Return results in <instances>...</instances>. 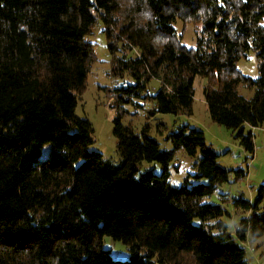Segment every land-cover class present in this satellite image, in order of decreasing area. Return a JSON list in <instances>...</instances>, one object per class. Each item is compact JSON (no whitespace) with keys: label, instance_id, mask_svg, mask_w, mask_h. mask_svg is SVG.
Instances as JSON below:
<instances>
[{"label":"trees","instance_id":"1","mask_svg":"<svg viewBox=\"0 0 264 264\" xmlns=\"http://www.w3.org/2000/svg\"><path fill=\"white\" fill-rule=\"evenodd\" d=\"M178 21L195 26V47L182 44ZM99 22L108 76L134 80L100 88L114 111L117 165L88 150L93 127L75 113L97 61L88 36ZM249 52L256 79L237 68ZM197 78L206 81L210 119L237 132L252 160V129L264 127V0H0V264H247L243 244L264 236V185L252 202L233 199L246 214L233 237L220 221L226 210L203 199L247 169L222 168L204 133L188 125L169 135L168 152L148 123L139 132L123 124L139 100L155 103L152 116H191ZM179 150L198 156L194 179L207 183L170 184ZM142 162L159 163L161 174L138 175ZM105 236L130 259L113 260Z\"/></svg>","mask_w":264,"mask_h":264},{"label":"rangeland","instance_id":"2","mask_svg":"<svg viewBox=\"0 0 264 264\" xmlns=\"http://www.w3.org/2000/svg\"><path fill=\"white\" fill-rule=\"evenodd\" d=\"M174 27L177 34L183 30L181 42L185 47H195V26L193 24H187L184 27L182 22L178 21ZM196 27L201 28V24ZM88 39L95 44L97 61L92 65L87 79L86 91L78 102L75 113L78 117L87 119L93 127V143L88 150L101 153L105 160L117 165L119 164V156L116 140L112 134L114 111L108 106L106 95L100 88L131 85L134 84V80L129 75H125L123 79H114L108 76L110 56L100 22L95 25ZM134 54L130 53L129 56L133 57ZM237 68L244 76L252 79L258 77L253 52H249L246 59H241ZM205 83L206 81L200 78L194 82V103L191 116L159 113L152 116L151 111L155 108V103L139 100L140 107L137 110L131 105L126 107L130 113L137 112V115L127 116L123 119V124L131 123L135 131L139 132L148 123L150 125L149 136L156 141L161 151L168 152L173 149L168 140L169 135L175 132L178 127L188 125L189 128H195L204 133L206 144L211 146L214 152L219 155L217 161L222 168L228 171L247 169V177L244 180L235 182V175L231 172L228 183L218 186L211 197L203 199L204 203L218 204L226 210L228 215H224L220 221L227 225V231L230 235L236 237L237 223L246 214L234 211L233 199L241 197L252 202L257 196V189L264 185V127L252 129L254 152L252 160H250L248 159L249 155L244 151L239 141L235 139L237 132L226 129L210 119L202 94ZM159 87V82L152 80L149 84V93L154 95ZM239 94L247 99L253 96L252 91L242 87L239 88ZM48 149L49 146H45L41 150L37 158L39 161L46 158ZM197 159L198 156L192 158L182 150L177 151L169 163L170 184L175 187L181 186L186 179L191 184L207 183L206 179H194L196 174L194 163L197 162ZM147 170H152L156 175H160L162 167L156 162H142L138 175ZM222 195L227 200L222 201ZM102 244L104 249L110 251L113 260L127 261L130 259L128 250L122 243L105 236ZM243 245L246 249L247 264H264V236L254 242L247 241Z\"/></svg>","mask_w":264,"mask_h":264}]
</instances>
